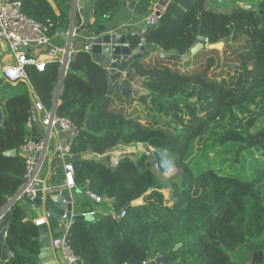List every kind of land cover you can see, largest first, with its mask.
Listing matches in <instances>:
<instances>
[{
  "label": "trees",
  "instance_id": "1",
  "mask_svg": "<svg viewBox=\"0 0 264 264\" xmlns=\"http://www.w3.org/2000/svg\"><path fill=\"white\" fill-rule=\"evenodd\" d=\"M20 1L29 17L53 23L50 36L57 35L60 28H68L69 0H53L57 14L47 0ZM155 1L138 0L135 13L149 14ZM211 1L189 0L178 12L174 25L158 28V22L147 29V42L152 48L146 57L135 61L133 71H127L124 80L129 82L132 73L147 76L142 83L147 94L134 97L143 106L132 105L131 99L123 100V96L130 98L131 95H124L113 87L107 70L93 60L90 52L79 48L68 64L55 112L69 117L80 128L71 149L73 156H77L72 162L75 185L80 189L74 213L91 212L96 207L102 209L109 202L115 210H126L120 220L102 213L94 221L85 218L72 221L68 243L82 264H143L158 256L173 257L170 264H249L239 261L234 253L242 251L247 256L264 249V183H261L264 173V0H256L250 8L243 6L248 3L243 0L244 4L236 2L240 0ZM121 2L95 0L91 4L92 19L85 23L84 30L91 32L106 23L121 7ZM171 3L172 0L165 10ZM197 13L201 14L199 26L205 31L215 21L239 19L233 36L224 38L225 48L231 53L239 51V59L223 58L221 62L219 51L207 48V44L217 43L213 30H209V39L201 32L175 36L185 20ZM80 24L81 18L77 15L75 25ZM242 30L246 37H242ZM128 38L129 44L136 47L139 38L131 35ZM232 41L239 43L230 44ZM197 42L203 43L205 51L192 56L195 61L192 67L186 64L190 49ZM185 43L188 44L183 50L187 53L184 58H159L155 54L160 49L173 51ZM243 52L247 53L245 57ZM216 58L220 61L217 67ZM161 62L167 64L160 65ZM180 64L192 68L183 70ZM238 68L245 73L244 82L241 77L234 82L224 78ZM26 72L29 84L17 83L6 97L10 103L16 102L7 125L9 137L18 138L19 146L27 135L25 104L33 96L32 99H39L46 108L53 107L61 64L48 60L43 71L27 65ZM218 77L223 78L218 80ZM127 84L124 85L128 87ZM191 97L196 99L193 104L205 102L208 111L198 117L195 125L179 128L175 120L162 116L169 111L168 99L170 104H177ZM16 131L21 134L18 136ZM138 144L167 151L181 167L179 173L162 179L147 161L149 156L145 152L124 154L115 164H111L110 159L100 163L91 158L92 154L106 153L110 157L119 147L132 149ZM197 152L195 160L206 158L220 163L229 161V164L224 168L208 165L196 170L191 159ZM255 171V177L250 179ZM85 180H89L92 192L104 198L103 203L96 204L84 194L81 188ZM167 187L170 196L165 199L162 190ZM5 197L0 196V199ZM140 198L142 202L135 204ZM24 210L23 201L13 204L7 235L4 242L0 241V264H38L34 256L38 243L33 239L37 226L25 220ZM3 245L12 255L1 262ZM175 246L178 247L174 249Z\"/></svg>",
  "mask_w": 264,
  "mask_h": 264
},
{
  "label": "built area",
  "instance_id": "2",
  "mask_svg": "<svg viewBox=\"0 0 264 264\" xmlns=\"http://www.w3.org/2000/svg\"><path fill=\"white\" fill-rule=\"evenodd\" d=\"M163 13L164 9L157 10L154 6V9L149 14L142 17L139 26L128 31V35L139 38L136 47L147 43V29L150 26L156 25ZM52 27L53 23L50 20H46L43 23L29 17L22 10L20 0H0V41L6 42L7 53L11 58L9 62L0 63V79L2 83L8 82L15 85L19 82H25L29 84L26 66L34 65L38 71H43L45 63L48 60H57L61 64V69L64 67V74L66 73L68 64L76 55L78 49L72 48V42L68 52H66V48H59L52 44L51 40L53 36L49 35V30ZM77 35L78 33H75L73 29L71 33L72 38ZM90 46L91 41L87 39L81 48L86 52H90ZM1 55L2 53H0ZM123 78L124 80L127 78L126 72L123 73ZM36 126H41L45 129L44 136L37 137L32 135ZM26 128L29 132V137L19 146V150L24 158V173L21 186L13 195L14 201L33 202L39 190H51V188L44 186L39 177L41 160L46 154L51 138L54 141L51 153L62 161L64 170L65 182L59 187H64L71 191L75 185L72 162L73 153L71 149L80 134V128L69 117L57 115L53 111V107L50 109L46 108L37 98L33 99L28 109ZM40 184H42L41 189L39 188ZM81 189L96 204L104 202L102 196L89 189V180H85ZM93 213L94 211L83 214ZM104 214L111 216L115 220H120L125 217L126 210L125 208L115 210L111 202H109L105 207ZM50 216L51 213L47 210L44 216L35 221V224H44ZM62 218H66L65 213L62 215ZM72 221L71 216L68 222L64 224L62 234L52 238L49 244L50 248L58 251L68 264H82L81 259L73 253L68 243V231ZM6 235L7 231L4 232V237ZM11 255L12 253L9 252V256ZM143 264L148 263L144 262Z\"/></svg>",
  "mask_w": 264,
  "mask_h": 264
},
{
  "label": "water",
  "instance_id": "3",
  "mask_svg": "<svg viewBox=\"0 0 264 264\" xmlns=\"http://www.w3.org/2000/svg\"><path fill=\"white\" fill-rule=\"evenodd\" d=\"M11 1V0H9ZM51 6L53 7L54 12L57 14L58 9L53 0H47ZM95 0H73V11H72V24L68 31L64 28H60L58 32L66 38V52L70 50L72 36L71 33L74 29L75 33H80L84 30L85 23L90 20V4H92ZM138 0H132L129 3L126 0H122V6H127L128 8H133ZM171 0H156L155 8L157 10H162L167 7ZM245 8L253 7V5H243ZM78 10L79 14L83 17L84 22L79 26H74V16L76 11ZM117 26H109V25H98L94 31L87 32L88 39L91 41L90 46V54L92 55L93 60L104 67L107 70L109 80L114 88L121 91L124 95H131L134 97H138L139 94L133 88L126 87L121 82V77L123 73L133 69L135 61L146 57L151 48V43H145L140 47H132L129 44V40L126 34L116 32ZM219 46L218 43L208 45V49L217 48ZM3 47L6 48L7 44L5 41H0V53H3ZM204 45L202 42H197L191 49V55L199 52L200 49H203ZM159 58H168L178 60L181 57L184 58L187 56V53H183L182 55L175 51H163L159 50L157 52ZM64 77V67L61 69V75L55 90L54 94V102H53V111H55V107L58 102V96L61 90V83ZM12 84L8 82H4L0 86V125H2L4 105L7 101L8 91L11 89ZM64 135V134H62ZM54 141L51 138L48 143V149L46 154H51V150L53 148ZM13 151V150H12ZM10 150L5 152L6 155H10ZM152 156L154 158V168L158 171L159 174H166L171 170L172 164L168 161L166 156L164 155L163 150L156 148L152 149ZM92 159L97 160L100 163L108 162V154L98 155L92 154ZM77 159V156H73L72 160ZM179 171L169 172L167 176L161 177L162 179H169L171 177L176 176ZM39 188H42V184L39 185ZM80 189L74 185L69 191L67 188L59 187L56 189H51L48 191L39 190L36 193V197L33 202L24 201L26 206H33V209H36L42 203L43 198L47 200H51L52 204L48 206V211L51 213V216H55L60 221V227L53 229L51 235L48 232L46 223L38 225L39 233L36 237L38 243V252L34 255L36 260H38L39 264H68L61 255L54 256L52 254L50 248V239L58 237L62 234L63 225L68 222L69 218L72 216V219L77 218H85L84 214H75L73 212L71 192H79ZM64 200V202H63ZM14 196L12 198L5 197L4 200L0 199V241L4 242V232L7 231V227L9 225V221L11 218V209L13 207ZM43 214V211H40ZM66 214V218L63 219L62 215ZM98 213H95L94 216H98ZM178 246H175L176 249ZM9 249L6 245L2 246L1 249V262L8 259L9 257ZM173 257H163L158 256L153 260L150 264H170L173 262ZM264 261V250H257L251 253V259L249 264H261Z\"/></svg>",
  "mask_w": 264,
  "mask_h": 264
},
{
  "label": "crops",
  "instance_id": "4",
  "mask_svg": "<svg viewBox=\"0 0 264 264\" xmlns=\"http://www.w3.org/2000/svg\"><path fill=\"white\" fill-rule=\"evenodd\" d=\"M73 0H69L70 4V11H69V16H70V23L68 28H65L67 31L70 28V25L72 24V11H73V5H72ZM127 3L130 1L126 0ZM156 2V1H155ZM155 2L152 3V6L150 8V12L152 9H154ZM56 5V4H55ZM135 5L133 8H128L127 6H122L111 16L109 19L104 23L105 25L109 26H117L116 32L118 33H123L126 34L128 38V31L130 29H133L141 24V19L143 16L137 15L134 11ZM90 19H92V8L90 4ZM79 15L81 18V24L84 22L83 17L79 14L78 10L75 13L74 16V26L75 25V17ZM87 31L83 30L81 31L77 36L72 38V48L73 49H79L81 48L85 43L86 40L88 39ZM129 39V38H128ZM52 44L59 48H66V38L61 36V34L58 32L57 35H55L52 40ZM11 60L9 54L7 53V47H3V53L0 56V63H5L9 62ZM133 69H131V72ZM121 81L124 80L123 76L120 79ZM16 86L12 85V87ZM33 98V96H32ZM29 99V103L25 104V109H29V107L32 104L33 99ZM26 101V100H25ZM24 101V102H25ZM16 104V102L10 103V107H4V112H3V119H2V125L0 126V150L3 149V151H0V196H7L9 198H12L16 190L19 189L22 183V178H23V155L21 154L19 150V141L18 138H11L9 137L10 134V127L7 125V118L11 114V109L12 105ZM18 109H20V105L18 106ZM26 127V126H25ZM14 130V129H13ZM18 136L21 134L20 131L14 132ZM26 133L27 135L25 136L24 139L29 137V132L26 128ZM31 135V133H30ZM37 137H42L45 135V129L41 126H36L34 133L32 134ZM120 148V147H119ZM122 149V148H120ZM7 150H10V155H6L5 152ZM13 150V151H12ZM118 150V149H117ZM117 152V151H116ZM116 152L112 151L110 154V163L115 164L124 154H128L131 151L128 152H121L119 154H122L121 156L118 155ZM107 154V153H106ZM112 155V156H111ZM39 177L42 180V183L46 188H51L55 189L58 188L59 186H62L65 182L64 179V170L62 166V161L54 156L53 153L51 154H45L44 158L41 160V164L39 167ZM13 191V193H11ZM71 199H72V206H73V212L75 209V206L77 202L79 201V193L78 192H71ZM142 199L136 200L134 203L138 204L141 203ZM23 204L25 206V220L29 222L32 226H37V232L36 235L33 237V239H36L39 233L38 225L35 224V221L42 216L45 215V212L48 209V206L52 204L51 200H47L43 198L42 203L36 207V209H33V206H26L24 201ZM105 208H98L96 207L94 209L93 214H87L85 215V219L88 221H94L97 217L101 216L102 213H104ZM40 211H43V214L40 213ZM95 213H98V216H94ZM46 226L48 229L49 234L51 235L53 229L60 227V221L55 217V216H50L46 220ZM64 226V225H63ZM51 240V239H50ZM52 254L54 256L60 255V253L54 249L51 248ZM37 252H38V247H37ZM36 252V253H37ZM38 263V260H36ZM153 261H149L148 264L152 263ZM39 264V263H38Z\"/></svg>",
  "mask_w": 264,
  "mask_h": 264
},
{
  "label": "rangeland",
  "instance_id": "5",
  "mask_svg": "<svg viewBox=\"0 0 264 264\" xmlns=\"http://www.w3.org/2000/svg\"><path fill=\"white\" fill-rule=\"evenodd\" d=\"M216 1L223 2L224 0H216ZM243 1L248 2L245 4H251V5L256 4V0H243ZM243 1L240 0V1H236V2L238 4H244ZM185 2L187 3V2H189V0H172V3L169 6V8L166 10L164 9L165 13L163 15V18L159 20V24L156 26L158 28H163L167 24H170L171 26L174 25L176 23V17H177L178 12L182 11L185 8ZM213 2H214V0L211 1V3H213ZM176 4H178V5H176ZM121 5H122V2H121ZM200 18H201V14H199V13H197L196 15L189 16V18L185 20L184 25L179 28V30L177 31L175 36L176 37H184L188 32H190L191 34H196V33L201 32V35H205L209 39V38H211V33H209V32L211 30H213V33L215 34V36L217 38L216 42L219 44V46L215 49L219 51V57L221 58V62H222L223 58L239 59L240 58V52L238 51L237 53H231L229 49L225 48V44H224V38L226 37V35H229L230 37L233 36L235 29H236V24L239 21V19H230V20H226L225 22H220L219 20L215 21V22L210 24L208 31H205L204 28L199 26L200 24L198 23V21ZM241 34H242V37H246L244 30L241 31ZM238 43L239 42H236V41L230 42V44H234V45H236ZM186 44H188V43H185L184 46L179 45V47L172 49V50L175 52H178L179 54L182 55ZM207 48H208V44H207ZM202 50L203 49H200L199 52H201ZM203 51H205V50H203ZM157 52H155V54H157ZM242 54L245 57L247 53L243 52ZM192 56L193 55L188 57V61H187L186 65H192V67H193V65H195V61H194V58ZM149 61H150V58H148V62ZM218 62H220V61L216 58L215 63H214L215 67H217L216 64H218ZM168 63L171 66L172 63H170V62H168ZM159 64L163 65V64H167V63L161 62ZM181 66L182 65L180 64L179 67H181ZM192 67L191 66H189L187 68L183 67V70L190 69ZM218 69L219 68H216V71H218ZM183 70H181V71H183ZM155 72L156 71L154 70V73ZM230 76H233V78H230ZM239 77H241V82H244L245 73L238 68V69H232L230 71V75L225 76L224 78L227 81L234 82V81H237L239 79ZM221 78H223V77H218V80H221ZM147 79H148L147 76H140L138 74L132 73L130 78H129V82H127L128 84L125 83V81H121V82L123 84H127L129 88L135 89L139 95L140 94L145 95V94H147L148 91L143 87L142 83H143V81H146ZM127 99H131L130 101L132 102V105L143 106L142 102L138 101V99L134 98V96H131L130 98L123 96V100H127ZM195 100L196 99H194V97H191L190 100H180L179 103H177V104H174V103L170 104L171 100L168 99L169 111L166 113H163L162 116H165L169 120H175L177 123H179V125H178L179 128H187L188 126H190L192 124L195 125L197 122H199L198 117L205 116L208 112V111H206L207 106H206L205 102H203V105L193 104ZM147 102L149 104V99H147ZM128 103H125V105L128 106L129 105ZM6 105L7 106L10 105L9 100L6 101ZM152 149L153 148L138 144V145L132 147V149H129V151H131V152L128 154H131V153L136 154V153H140V152H145V154L147 156H149L147 161H150L152 163L153 168H154L155 163H154V158L152 156ZM163 152H164V155L166 156V158L168 159V161L172 164L171 170L169 172L179 171L181 169V167L176 164L175 159L173 157H171L167 151L164 150ZM197 154H198V152L196 154H194L193 158L191 159L193 167L196 170H200L202 168H205L208 165H210L214 168H216V167H223L224 168L227 166V164H229V161L220 163V162H215L214 160L208 161L206 158H198L197 160H195V157ZM118 155L121 156L122 154H118ZM244 168L246 169V168H248V166L247 167L245 166ZM263 169H264V167H263ZM155 171H156V169H155ZM156 173L160 177L167 176V174H168V173L159 174L158 171H156ZM255 175H256V171L253 173V175L250 177V179H253L255 177ZM261 178H262L261 183L262 182L264 183V173H263ZM162 192L164 194L165 199H167L170 196V189L168 187L164 188L162 190ZM234 255L239 261H242L244 263L245 262L249 263V261H250V255L251 254L250 255L248 254L247 256H245L242 251H238V252H235Z\"/></svg>",
  "mask_w": 264,
  "mask_h": 264
},
{
  "label": "bare ground",
  "instance_id": "6",
  "mask_svg": "<svg viewBox=\"0 0 264 264\" xmlns=\"http://www.w3.org/2000/svg\"><path fill=\"white\" fill-rule=\"evenodd\" d=\"M120 148H122V149H120ZM120 148H117L116 150H114V152H116L117 154H119V153H121V152H128L129 151V148H127V147H120ZM111 154V153H110ZM112 156V155H111Z\"/></svg>",
  "mask_w": 264,
  "mask_h": 264
},
{
  "label": "flooded vegetation",
  "instance_id": "7",
  "mask_svg": "<svg viewBox=\"0 0 264 264\" xmlns=\"http://www.w3.org/2000/svg\"><path fill=\"white\" fill-rule=\"evenodd\" d=\"M262 250H264V249H262ZM252 253H253V252H252ZM250 259H251V255H250ZM262 263H263V262H262ZM262 263H261V264H262Z\"/></svg>",
  "mask_w": 264,
  "mask_h": 264
}]
</instances>
